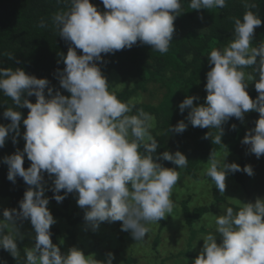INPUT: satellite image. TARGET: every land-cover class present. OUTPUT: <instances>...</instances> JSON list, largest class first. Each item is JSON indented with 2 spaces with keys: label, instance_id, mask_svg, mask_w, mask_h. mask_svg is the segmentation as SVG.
I'll list each match as a JSON object with an SVG mask.
<instances>
[{
  "label": "clouds",
  "instance_id": "obj_1",
  "mask_svg": "<svg viewBox=\"0 0 264 264\" xmlns=\"http://www.w3.org/2000/svg\"><path fill=\"white\" fill-rule=\"evenodd\" d=\"M69 3L67 11L52 17L58 36L68 44L66 56L60 54L65 67L57 69L55 75L60 88L69 95L54 92L48 79L29 75L22 68L0 67V93L15 105L3 112L10 123L0 124V148L10 136L16 145L21 124L25 129L23 151L17 148L3 158L7 180L15 184L21 177L28 186L19 210L6 208L0 215V249L16 259L18 240L24 238L20 227L23 221H30L34 246L24 250L25 264H113L115 259L108 252L105 260H97L94 253L85 256L75 246L62 253L53 244L50 229L57 221L47 207L45 173L53 184L48 190L58 204L68 194H75L78 207L84 211L86 231L96 232L101 223L119 221L121 231L139 242L149 232L148 225L173 213L172 189L180 180L177 169L186 168L189 162L180 151L157 155L159 143L150 133L154 117L143 109L129 115L134 106L109 91L110 84L98 66L103 62L102 54L114 55L138 43L167 53L174 21L182 15L181 0H101L102 12L90 0ZM225 6L226 0H189V7L196 11ZM244 7L242 18H232L234 30L229 43L207 56L210 70L206 73L204 103L194 106L199 97L186 96L178 108L181 114L189 110L187 123L178 121L168 132L182 134L189 124L218 129L214 137L208 132L204 138L227 149L222 144V126L230 118L243 122L246 113H259L255 127L241 140L259 159L264 155V41L258 46L252 42L255 29L264 22L252 11L255 3L244 0ZM39 26L45 27L44 22ZM77 49L82 54L78 55ZM8 59L15 57L8 54ZM245 68L252 72L246 75ZM249 81L258 93L256 99L246 90ZM32 96L35 103L27 98ZM22 108L29 110L26 118L15 110ZM231 128L235 130L236 125ZM228 154L227 149L221 161L212 151L206 169V176L221 194L229 173L254 175L251 165L241 169L236 163H226ZM25 155L31 162L27 169L23 167ZM158 161L176 167H164ZM62 190L64 195L59 194ZM240 205L238 210L227 207L223 215H213L215 233L199 240L203 246L191 264H264V198Z\"/></svg>",
  "mask_w": 264,
  "mask_h": 264
},
{
  "label": "trees",
  "instance_id": "obj_2",
  "mask_svg": "<svg viewBox=\"0 0 264 264\" xmlns=\"http://www.w3.org/2000/svg\"><path fill=\"white\" fill-rule=\"evenodd\" d=\"M90 2L97 6L99 11H105L101 0H90ZM248 2L257 5L252 11L259 15L264 22V0H248ZM181 4L182 15L174 21L175 32L167 53L161 54L152 51L150 46H141L138 43L131 49H123L114 55L102 54L103 62H98V66L110 84L109 91L115 94L121 102L134 106L129 115H134L137 110L143 109L154 117L150 133L159 143L157 155L164 151L173 154L180 151L189 161L184 169L187 172L186 175L195 179L197 184H200L203 179L211 181V178L206 176V172L204 174V170L208 167L212 151H215L217 158L223 161L228 149L227 163H236L241 169L246 165H251L254 173L262 174L264 155L257 159L254 154L249 153L248 146L241 143L245 134L255 127L253 124L259 119V113H246L243 122L234 117L230 118L222 126L224 132L222 144L227 146V149L212 143L211 138H204L208 132L214 137L218 134V129H202L189 124L182 134L168 132L169 126L174 127L178 121L184 120L187 123L185 118L189 110L186 109L181 114L178 108L186 96L199 97L198 101H194V106L204 103L207 95L204 90L206 73L210 70L207 56L211 50L222 49L229 43L234 30L232 18H242L245 12L244 0H226V6L222 9L199 11L189 7V0H181ZM69 7V0H0V67L22 68L29 75L48 79L49 87H52L54 92L58 90L62 95H69L60 88L55 75L57 69L62 71L65 67L60 61V54L63 53L66 56L68 44L58 36V31L52 21L55 13L67 11ZM41 21L44 22L45 27L39 26ZM262 41H264V23L255 29L252 46H258ZM77 53L78 55L82 54L79 49H77ZM8 54L13 55L15 59H8ZM58 61L60 62L58 63ZM244 71L247 75L252 72V69L245 68ZM256 79H259L258 74H256ZM249 83L246 90L252 99H256L258 93L254 83L250 81ZM150 85H157L158 89L164 90L158 103L142 101V95L149 91ZM45 91L47 92V89ZM27 98L30 102L35 103V96ZM7 107L15 108V105L10 98L0 93V124L3 125L10 123L3 117V112ZM15 110L21 111L23 118L27 117L29 111L26 108ZM233 124L236 125L235 130L231 128ZM24 131V126L21 124V137L17 138L18 143L13 145L10 136L5 146L0 148V215L6 208L19 210V201L28 188L21 177L16 178L15 184L7 180L8 167L3 163V158L13 154L17 148L23 151L25 142L22 135ZM233 160L236 162H232ZM158 162L162 163L164 167H176L171 162ZM30 164L31 162L25 155L23 167L27 169ZM226 179L230 180L229 184L235 183L229 193L231 195L240 194L241 199L233 200L237 202L230 203L227 199L228 194L219 193L213 186L211 205L202 204L190 207L185 201L181 216L185 217V227L190 229L189 250L188 252L171 253L167 259L176 256L189 259V257L196 256L190 253H192L195 241L210 232L202 224H205L206 213H210L206 216L207 218H210L211 214H215V211L209 210L212 206L223 203L227 207L238 210L241 206L240 202H254L259 197V193L264 192L262 177L254 180L253 176L240 171L234 174L229 173ZM44 181L45 197L49 199L47 207L57 221L50 229L53 244L58 245L62 253H66L73 246L80 249L81 240L77 229L78 225H81L84 214L78 213L77 215L78 209L72 210L71 208L75 194H68L63 202L58 204L52 199L53 192L48 190L53 187V184L46 173ZM205 183L207 182H204L203 185ZM236 186H238V190L235 189ZM196 190L198 193L201 191L200 189ZM59 194L64 195V191L62 190ZM192 196L189 195L188 199H191ZM172 200L175 205L176 198L172 197ZM74 216L76 217L74 218ZM173 216L174 213L159 221L158 236L154 239L155 247L160 242L159 238L163 228L169 226ZM29 225H31L30 221H23L20 227L24 238L22 241L18 240L19 256L14 259L8 252L0 249V264H5V262L6 264H25L24 250L34 246L33 236L35 233H28ZM124 261L125 264H132L137 259L129 255Z\"/></svg>",
  "mask_w": 264,
  "mask_h": 264
},
{
  "label": "rangeland",
  "instance_id": "obj_3",
  "mask_svg": "<svg viewBox=\"0 0 264 264\" xmlns=\"http://www.w3.org/2000/svg\"><path fill=\"white\" fill-rule=\"evenodd\" d=\"M152 92V93H151ZM163 89H158L157 85H150L149 91L142 95V101L149 103H158L163 96ZM251 124V123H250ZM255 125V124H253ZM229 159V158H228ZM227 163V161H225ZM232 162H236L233 160ZM183 169H178L180 172V180L177 182L176 186L172 189L171 199L176 198L177 202L174 207V216L170 220L169 226L163 228L162 233L160 235V242L157 247L154 246V239L157 237V230L159 229V222H154L149 227V232L146 234L144 240L136 242L132 239L129 232L121 231V222L117 221L114 223H101L99 229L96 232L89 230H85V222L82 219L81 225H78L77 232L80 235V250H82L85 256L90 254H95V258L97 260H105L106 253L111 252L114 254L113 264H125V259L132 255L137 259L136 262L132 264H191L192 260L196 258L199 254L203 241H199L197 239L192 248V253L196 255L195 257L184 258L182 257H173L167 259V256H170L171 253H178L179 251L188 252V239L190 237L189 230L185 227V217L181 216V210L185 201L188 203L190 207H194L195 205H211L213 201L212 196V187L215 186L211 181L207 180L200 181V184L195 182V179L186 175V171ZM206 170H204L205 174ZM185 173V174H184ZM262 174L254 173L253 179H257L262 177L264 184V171ZM186 175V176H185ZM262 175V176H260ZM259 180V179H258ZM204 182H207L203 185ZM230 180L226 179V189L224 194H228V202H237L233 200H240L241 195H231L229 192L232 191V186L234 184H229ZM236 186L235 189H237ZM257 187V185H255ZM200 189V193L195 189ZM264 189V187H263ZM238 190V189H237ZM189 195H193L191 199H188ZM75 196V195H74ZM259 197L264 198V192L259 193ZM192 201V202H190ZM255 202V201H254ZM192 203V204H191ZM72 210L78 209V213L84 214V211L78 207L76 198L74 197V201H72ZM227 208L226 204L220 203L212 206L209 210L211 212L215 211L214 215H223L225 209ZM210 215V213L205 214V220L202 224L206 226V228L215 233L216 224L215 218L213 214H211L210 218L206 216ZM76 216H74L75 218ZM199 223V222H198ZM167 224V223H166ZM28 233L33 234L34 230L31 225L28 226ZM202 237V235H201ZM221 242L220 237H217V243ZM138 245L135 246V244ZM134 251V252H133Z\"/></svg>",
  "mask_w": 264,
  "mask_h": 264
}]
</instances>
